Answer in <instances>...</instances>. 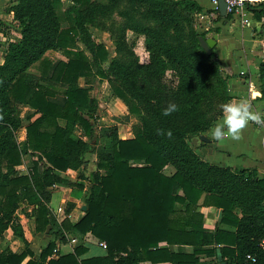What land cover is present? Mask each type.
I'll return each mask as SVG.
<instances>
[{
	"label": "trees",
	"instance_id": "obj_1",
	"mask_svg": "<svg viewBox=\"0 0 264 264\" xmlns=\"http://www.w3.org/2000/svg\"><path fill=\"white\" fill-rule=\"evenodd\" d=\"M70 1L65 10L69 15L72 12L68 26L61 24V0H15L8 7L20 36L7 41L0 63V232L11 228L24 248L3 249L0 264H137L140 260L202 264L201 255L217 258L218 252L227 264H264V248L259 244L264 236V176L254 168L210 163L188 141L223 114L208 118L197 109L205 91L201 66L211 58L219 67L221 63L214 51L207 53L201 47L198 36L205 37V31L195 32L189 45L183 38L176 43L165 34L167 22L173 25L175 3L187 11H200L202 6L195 0H159L150 8L148 5L156 23L136 29L145 34L146 53L138 57L121 34L107 68L95 69L92 62L106 60L108 50L92 37L88 23L94 21L97 11L105 12L127 0ZM150 1L128 0L131 5ZM248 7L257 17L264 15L262 3ZM218 16H222L219 10ZM77 36L84 48L75 47ZM48 49H63L68 57L52 59L45 55ZM35 63L39 73L28 70ZM168 71L171 83L175 81L169 86ZM223 73L219 81L224 87L222 98L228 103L227 78L231 75ZM92 74L106 78L129 112L141 114V123L132 137L118 136L116 125L101 128L99 135L108 140L96 150L86 208L77 219L58 222L49 214V187L72 183L60 171L85 164L83 152L90 148V141L71 132L79 125L88 138L95 136L92 111L88 116L80 111L90 108L89 91L74 84L78 77ZM259 78L264 95V58L259 63ZM53 83L65 87L58 91ZM15 103L33 108L34 114L29 116L38 113L25 125V145L38 158H45L42 171L33 160L30 173L14 172L22 159L14 137L21 122ZM169 103L177 104L179 111L164 116ZM158 129L165 134H158ZM167 164L174 167L171 173L164 171ZM202 195V204L221 208L212 230L203 225ZM22 200L33 205L36 231H44L48 225L47 232L59 239L65 237L64 230L90 231L106 242V254L80 257L87 247L79 243L73 251L54 255L55 241L51 239L35 257L22 224L14 219ZM174 244L180 247L173 249ZM181 245L192 249L186 251ZM247 253L256 260L248 259ZM214 264H219L217 259Z\"/></svg>",
	"mask_w": 264,
	"mask_h": 264
},
{
	"label": "rangeland",
	"instance_id": "obj_2",
	"mask_svg": "<svg viewBox=\"0 0 264 264\" xmlns=\"http://www.w3.org/2000/svg\"><path fill=\"white\" fill-rule=\"evenodd\" d=\"M94 1L99 3L107 2V0ZM155 1L160 2L159 0H152V2L150 1L149 4L145 2L144 4L140 5H131L127 0L122 2L121 5H116L106 9L105 12L97 11L95 13L96 15L94 21L88 23L89 31L91 32V35L95 41L101 42L108 50V57L106 60L100 63H95V61L92 62L95 69L107 68L111 58L116 55V39L121 34H123L128 46H130L132 50L135 51L138 57H142L146 53L145 34L136 29L146 25L153 26V24L156 23L157 19L155 15H153L154 12L151 9H148V5L150 8L154 5ZM70 4H72L70 0H61L59 12L62 26H68L71 24L72 20L70 15L72 12L68 11L70 13L69 15L65 11ZM173 8V25L167 22V32L165 36L174 40L176 43H178L180 38H183L186 40L187 45L192 42L195 32L203 31L202 29L204 28L207 20H209L211 16H214L213 14H217L213 12V9L210 6H204V9H201L200 11H187V7L175 3ZM217 17H219L218 14ZM6 22L7 23L1 24L2 32L6 38V41L18 38L20 36L18 25L9 18L6 19ZM176 27L179 28V30L175 29ZM75 47L84 48V44L81 42L78 36L76 37ZM45 55L52 59H66L68 57L66 51L63 49H48L45 52ZM120 56L121 58H125L124 54H121ZM213 60H215V58H211V60H209L211 62L206 61V63L201 66V70L204 75L203 85L205 86V91L202 93L197 106V109L205 112V117L208 118H212L214 116L217 117L220 115L219 113L222 114V105L226 103L225 99L222 98L224 87H222V84L219 81V77L223 78L224 73L221 70V67L217 65L218 63ZM214 64L215 67L213 66ZM28 70L36 73L40 72L37 67V63L28 67ZM166 78L168 80V86L175 83V81L171 83V73H169V71ZM74 84L86 87L89 91L92 100L90 103V108L83 107L80 109V111L85 116H88V111H92L93 115L91 116L90 121L95 131V136H93V139L88 138V136L83 133V130L79 125L75 126L71 132V134L75 137H81L84 140L90 141V148L89 150L83 152V157L86 160L85 164H81L79 168H76L71 172L68 171L69 168L60 171L62 176L72 182L63 184L66 189L55 187L54 184L49 187L50 196L47 202L48 208L50 210L49 214L54 216L58 222H61L65 218L69 219V217L65 215V211L71 202L76 203L70 197L71 195H76L79 197V203L83 204V211L86 208L84 200L85 196L87 197V195L85 194L90 193L89 180L91 178L90 173L96 167V150L105 145L108 140L107 137L99 135L101 128L104 126L116 125L118 136L132 137L133 129L141 123V114L129 112L127 104H125L121 98L115 96L112 93L111 86L106 78L99 77L96 74L80 76L75 80ZM53 85L58 91H62L65 87L59 83H53ZM15 107L16 113L21 118V122L14 131V137L21 150L22 159L21 163L17 164V167L15 166L14 172L15 174L30 173L32 171L33 160H37L36 168L39 167V170L42 171L47 165L45 158H38V153L27 149L25 145V125L38 113H35L33 116H29L34 114V111L33 108L28 105L15 103ZM59 121L60 123L63 122L62 120ZM214 121H210L209 128L204 130L202 132L203 134L207 133V130L211 128ZM39 159L41 163H39ZM169 170L170 167L167 166L165 171L168 172ZM79 183H81V185H79ZM84 185L87 186V189L83 190ZM79 189H81V192L78 195L74 193V190ZM76 209L77 210L73 212L74 216H72V218H76V214H80V206H77ZM34 215L35 210L33 209V205L27 203L25 200H22L18 203L17 209L15 210L14 219L22 224L23 229L26 232V237L29 241V246L30 248L34 247V250H32L34 252V256L36 257L38 256L40 250L47 244L49 238H51V234L46 232L49 228L47 225L45 230L36 236L37 232L34 231V219L32 218ZM71 233H65L64 238L57 240L58 242H56L54 247L57 248V251L52 252L54 255H57L59 251H66L74 245L80 243V239H78V237H76L75 242L70 243V240L73 238L72 236H77ZM78 236L80 235L78 234ZM5 248H9L13 251H20L24 248L22 240L12 233V229H5L0 232V252ZM35 250H37V252H35ZM99 251L100 248L92 245L90 246L88 253Z\"/></svg>",
	"mask_w": 264,
	"mask_h": 264
},
{
	"label": "crops",
	"instance_id": "obj_3",
	"mask_svg": "<svg viewBox=\"0 0 264 264\" xmlns=\"http://www.w3.org/2000/svg\"><path fill=\"white\" fill-rule=\"evenodd\" d=\"M195 1L203 7L211 5L209 0ZM14 2L15 0H0V63L3 61L7 44L6 38L2 32L1 24L7 23V18L13 20L12 11H10L8 7ZM256 3H262V5H264V0H255L252 4ZM203 7L202 9H204ZM217 14H213L214 16H211L209 20H207L202 30L205 31V37H210L214 33H217L216 42L212 51H214L219 58L223 71L231 75L227 78V90L230 95L229 101L239 100L241 98L247 99L251 104V110L264 116V95H261L263 84L259 78V63L264 58V15L257 17V15L250 10L245 13V16L249 18L250 22L245 24L239 14L229 18H225L224 16L217 17ZM214 28H218V30L215 31ZM222 117L223 114L214 121L211 128L217 121H221ZM211 128L207 130V133L205 134L209 138L207 141L202 140L199 135H192L188 139L189 143L203 159L219 166H229L231 168H254L259 176H264V124L250 122L243 130L242 136L239 140L225 138L221 141H216L211 137ZM167 166L170 167L168 172L165 171ZM165 168L164 171L166 173H171L174 170V167L170 164H167ZM68 171L71 172L74 171V169L69 168ZM53 184L55 187L66 189L61 183ZM69 189L71 190L70 187ZM84 189H87L86 185H84L83 190ZM80 192L81 189L74 190V193L77 195ZM70 197L76 203L73 202L72 207L68 211H65V215L68 216L70 220H74L83 212V204L79 203L80 199L78 196L71 195ZM202 198L203 195L199 200V210L203 213V225L212 230L219 222L221 208L215 205L202 204ZM77 206H80L81 208L80 214L78 213L75 216L76 218H72V216H74L73 212L77 210ZM32 218L34 219V216H32ZM33 225L35 226V222ZM34 231L37 232L36 236L41 234L40 232H43L36 231L35 228ZM24 233L26 232L24 231ZM65 233L69 234L71 233V230H64V235ZM72 233L73 235H77L72 236L75 238V241L76 237H78V239H80V244L87 247V251L80 255V257L106 254L107 246L103 247L102 245L105 241L99 239L90 231L85 233L72 231ZM78 234L80 236H78ZM50 236L51 238H49V240H54L56 245L59 238L55 237L54 234H51ZM75 241H71L70 243ZM159 244L167 245L165 241H160ZM92 245L100 248V251L88 253V250ZM74 246L66 251H59V253L73 251ZM171 247L176 249L180 246L174 244L171 245ZM181 247L186 251H191L192 249L189 245H181ZM31 249L34 250V247ZM35 252H37V250H35ZM199 259L202 264H214L215 259L218 260L219 264H227L226 261L222 259L219 252L217 258L212 255H201ZM137 264L176 263L170 261L152 262L151 260H140Z\"/></svg>",
	"mask_w": 264,
	"mask_h": 264
},
{
	"label": "clouds",
	"instance_id": "obj_4",
	"mask_svg": "<svg viewBox=\"0 0 264 264\" xmlns=\"http://www.w3.org/2000/svg\"><path fill=\"white\" fill-rule=\"evenodd\" d=\"M179 111V106L175 103H169L163 110L164 116H169ZM223 117L221 121H217L211 128V137L216 141L225 138L239 140L243 130L250 122L256 124H264V116L251 110V104L247 99L232 100L222 105ZM158 134H165L163 130H157ZM167 135L171 137L170 130Z\"/></svg>",
	"mask_w": 264,
	"mask_h": 264
},
{
	"label": "built area",
	"instance_id": "obj_5",
	"mask_svg": "<svg viewBox=\"0 0 264 264\" xmlns=\"http://www.w3.org/2000/svg\"><path fill=\"white\" fill-rule=\"evenodd\" d=\"M210 7L213 9V12H218V0H209ZM226 3V13H230L231 16L236 14L241 15V19L245 24L250 22L249 18L245 16V13L250 11L248 5L252 4L255 0H224ZM210 12V13H213ZM208 15V14H206ZM71 241H75V238H72ZM260 246L264 248V236L261 238L259 242ZM103 247H106V243H102ZM53 251H57V248H54ZM247 258L251 261H255L256 257L250 253H247Z\"/></svg>",
	"mask_w": 264,
	"mask_h": 264
},
{
	"label": "water",
	"instance_id": "obj_6",
	"mask_svg": "<svg viewBox=\"0 0 264 264\" xmlns=\"http://www.w3.org/2000/svg\"><path fill=\"white\" fill-rule=\"evenodd\" d=\"M218 10H219V13L222 16H225L226 15V3H225L224 0H218ZM216 38H217V33H214L210 37H203L202 35H199L198 36V39H199V42H200L201 47L207 53H211L212 52V48L215 45ZM263 40H264V27H263ZM199 137L202 140H205V141L209 140V138L205 134H203V133H201L199 135ZM87 196H89V193L87 194ZM217 250L219 251V248H217Z\"/></svg>",
	"mask_w": 264,
	"mask_h": 264
}]
</instances>
